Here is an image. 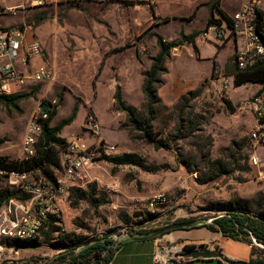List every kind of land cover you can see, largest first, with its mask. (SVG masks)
Listing matches in <instances>:
<instances>
[{
	"label": "rangeland",
	"instance_id": "obj_1",
	"mask_svg": "<svg viewBox=\"0 0 264 264\" xmlns=\"http://www.w3.org/2000/svg\"><path fill=\"white\" fill-rule=\"evenodd\" d=\"M55 1L50 0L43 9L26 12L29 17L25 26L31 24L35 28L40 19L48 18V25L54 28L48 41L55 53L51 65L56 67L50 81L31 84L28 92L19 93L27 97L17 105L0 103V168L6 171L22 170V161H27L22 157L21 144L32 112L39 103L51 105L55 113L52 126L74 116L60 137L67 141L72 135H79L86 137L89 144L94 142V137L86 134L83 126L87 115L98 118L96 108L101 77L95 69L90 72L77 69L75 47L85 35L81 30H62L65 1ZM71 1V7L83 9L79 0ZM209 1L93 0L88 4L99 10L92 25L93 35L101 41L109 38L115 49L126 45V52L115 53L113 70L103 80L107 99L103 112L109 126L113 124L111 136L124 132L127 139L121 144L104 139L102 133L101 137L106 143L117 145L122 155H138L144 168L116 166L105 157L97 158L86 182L88 196L80 197L73 190L70 206L65 207L66 234H58L51 221L29 245L21 243L18 246L2 239L0 243L5 250L2 254L0 251V264L5 261L13 262L10 264L46 263L52 261L58 251L76 249L89 241L112 240L122 233L156 231L180 220L211 223L214 217L228 209L264 216V180L255 177L248 163L253 150L254 120L248 113L239 111L243 101L257 94L252 84L236 88L219 82L218 78L227 77L224 70L217 69L212 80L203 83L204 87L201 85L190 91L192 94H185L180 109L175 107L181 98L171 107L154 105L153 129L159 141H173L171 150H157L146 143L143 133L134 131L127 115L116 107L114 95L116 87L120 86L124 101L136 109L137 119L147 118L143 73L151 68L152 59L159 53L155 35L171 42L180 39L181 31L196 32L199 20L191 16L198 4ZM249 1L211 2L234 15ZM205 6H201L197 17L207 12L210 18L209 8ZM206 27L207 23L202 24V34ZM66 43L69 44L68 52L64 49ZM230 43L226 41L222 47ZM233 56L234 53L231 58ZM43 58H49L45 49ZM227 101L232 103L231 107ZM218 161L226 165V172L201 184L200 180L213 175L212 163ZM155 168L158 170H151ZM32 176L43 178L38 171ZM157 194L164 195L165 201L150 208V200ZM0 195L21 201L28 198L12 189L6 177H0ZM242 243L255 252L254 259L264 258L261 248Z\"/></svg>",
	"mask_w": 264,
	"mask_h": 264
},
{
	"label": "built area",
	"instance_id": "obj_2",
	"mask_svg": "<svg viewBox=\"0 0 264 264\" xmlns=\"http://www.w3.org/2000/svg\"><path fill=\"white\" fill-rule=\"evenodd\" d=\"M44 3L46 0H38ZM2 8L0 6V14ZM260 14H263L260 17ZM264 0H250L230 17V24L224 22L221 27L213 26L202 34L207 38L214 30L219 46L226 41L231 42L234 49V62L240 69H248L256 64H264ZM25 29L33 27L3 28L0 26V95L11 94V85L18 88L28 83H43L52 78L51 71L46 66H40L35 71H19L18 66L27 67L36 58L44 57V49L39 41L27 43ZM232 77L223 81L228 85ZM240 111L254 116L263 124L264 121V88L256 95L242 102ZM52 112L51 105L39 103L34 108L21 144V154L25 160L33 159L37 155V146L42 137L43 125ZM83 130L94 137L89 144L84 136H75L66 143L65 149L60 153L61 171L54 183L42 177L34 178L32 173L20 171H6L0 168V177H6L9 186L28 198L25 201L10 199L0 208V241L2 239L14 243L34 241L41 231L51 221L59 227L62 234L64 228L65 207L70 206V193L80 188L90 178L96 159L100 157L112 158L118 150L116 145L106 143L102 137V127L99 119L89 114L86 117ZM253 150L249 155L248 163L255 172V177L264 179V126H258L251 134ZM165 201L164 195L157 194L150 200L149 207ZM137 232V231H136ZM122 233L113 238L112 250H117L118 242L126 236L149 232ZM14 245V244H13ZM193 245L184 241H171L158 244L153 256L154 264H191L193 260L189 248ZM116 249V250H115ZM4 248L0 243L1 254ZM66 250L58 251L52 259L54 262L65 255ZM0 254V255H1ZM47 263V262H46ZM45 264V263H41Z\"/></svg>",
	"mask_w": 264,
	"mask_h": 264
},
{
	"label": "crops",
	"instance_id": "obj_3",
	"mask_svg": "<svg viewBox=\"0 0 264 264\" xmlns=\"http://www.w3.org/2000/svg\"><path fill=\"white\" fill-rule=\"evenodd\" d=\"M64 1L65 2L63 6H65L66 8V16L64 18L62 30H81L85 35L84 38H81V40H79L75 47L74 60H76L77 62V69L81 70L82 72L86 69H88L89 72L90 70L95 69L97 74L101 77L102 82L99 83L101 87H99L98 91V106L96 109L97 116L99 118V121L101 122L102 135L104 139L109 140L110 142L124 144L125 140L127 139L126 133H117L113 136H111L110 134V129L113 127V124L109 126L103 112L107 101V99L105 98V91L103 89V80L109 77L110 72L113 70L112 63L114 62L115 53H119V51L121 50L123 51V53L126 52V45L120 47L119 49H115V44L111 42L109 38L101 41L98 37L93 35L92 25L95 17L99 14V10L96 9V7L88 5L91 4L93 0H79L81 6H83V9H80L78 7H71V3L73 2L71 0ZM48 2H50V0H46L42 4L39 3L38 0H0V6L2 8V12L0 14V26L3 28L26 27V18L29 17V15H27L26 13L27 10L34 11L43 9ZM54 2L56 1L54 0ZM209 2L201 3L196 6V9L199 6L200 7L198 8L196 17L194 18V20H196L197 18V20H199L197 31L194 32L199 34V36L195 39V43H188L173 49L168 60L165 63V68L167 71L160 75V84L156 88V93L158 98L160 99V104L164 106H173L186 93L193 91L199 86L203 85L205 81H211L213 78L212 73L214 65H217V69L224 70L225 66L230 61L229 58H231L234 53L235 47L234 45H232V43L228 44L226 47L219 46L214 30L210 31L207 38H204L202 36V33L200 32L202 24L205 25L209 18L207 12H203V15H201V17H197V14L200 8L204 7ZM223 11L229 17L232 16L230 12L224 9ZM210 15L211 14L209 9V16ZM214 17L215 19L221 20L223 22V18L218 12L215 13ZM47 19H40L37 22L36 27L32 30L25 29V40L27 43H31L35 40L39 41L43 49L46 50L49 58L47 60H44L43 57L36 58L32 60L27 67L19 65L18 69L21 72H24L26 70L35 71L40 66H46L51 71L53 78L55 74L53 69L54 67H56V65H51V58L55 56V53L52 43L48 41V36L54 31V28H51L48 25ZM56 31L59 33L58 28H56ZM181 32H184L186 35L191 34L186 33V31ZM68 46V43L64 45V49L67 52L69 51ZM218 81L222 82L223 77L218 78ZM31 84L40 83L30 82L22 88L11 85V94L28 92L29 86ZM229 84L236 87L234 85V79H230ZM252 86L256 88L255 92L260 91L262 88V86L257 84H252ZM242 87L243 86L236 88ZM249 115L254 120V126L252 130H254L258 126H264V121L263 124H259L254 116H252L251 114ZM75 136L76 135H72L71 138H69L67 141L65 140L66 143ZM117 150V156L114 157L122 156L121 150L118 146ZM73 190L85 191L86 184L82 185L80 188ZM169 240L184 241L193 245L195 252H209L216 255L213 258L193 257L191 264H227L217 255H223L230 261L242 262L244 264H250V260L252 258V251L250 246L242 242L234 241L232 239L224 237L219 233L211 232L206 227H198L191 229L174 230L156 239L125 242L121 244L119 248L114 252L110 264H154L153 256L157 245L161 243H167Z\"/></svg>",
	"mask_w": 264,
	"mask_h": 264
},
{
	"label": "trees",
	"instance_id": "obj_4",
	"mask_svg": "<svg viewBox=\"0 0 264 264\" xmlns=\"http://www.w3.org/2000/svg\"><path fill=\"white\" fill-rule=\"evenodd\" d=\"M212 1V0H211ZM206 4L210 9V18L207 22L206 30L213 26L221 27L224 22L230 24V17L220 8L212 2ZM200 7V6H199ZM193 12L191 18L196 17V12L198 8ZM218 12L222 18L221 20L215 19L214 15ZM263 14H260L262 17ZM153 17H155L153 13ZM169 19L165 20V23ZM264 25L260 26L259 29H262ZM23 28V27H21ZM199 36L198 33H191L186 35L184 32L180 33V39L177 41L166 42L161 35H155L157 38V46L159 48V53L156 57L152 59L153 63L151 68L143 73L145 78L143 85V93L147 100V118L143 121H140L136 117V109L128 106L123 99L121 88L118 86L114 95L116 102V107L119 111L125 113L128 118V123L134 129V131L143 133L146 143L153 145L155 149L160 150H171L172 142L170 141H159L158 136L153 129V120H154V105L160 104V99L157 96L156 88L160 84V75L165 73L167 70L165 68V63L168 60L170 53L173 49L183 46L185 44H194L195 39ZM235 58L233 57L224 68V76L232 77L234 79V85L236 87H241L246 84H257L264 88V64L259 63L255 66L248 69H240L234 62ZM217 70V65H214L212 76H215ZM204 87V84L202 85ZM189 95L192 92L188 93ZM27 95L14 94V95H0V103H3L7 106H15L18 102L26 98ZM185 95L181 97L179 103L176 105L175 109L178 110L181 107L182 102L185 99ZM228 106H232L230 101L226 102ZM52 113L50 114L49 119L43 125L42 137L37 146V155L30 160L22 161V170L20 172H29L34 173L38 171L41 173L44 179L50 183L56 181V176L61 171L60 163V153L66 147V141L60 134L62 130L70 125L74 120V116L70 119L63 120L58 125L52 126ZM180 135V134H179ZM179 135H176V138H179ZM175 139V138H174ZM108 162L116 166H136L144 168V163L141 158L136 154H125L119 157L105 158ZM212 168L214 170L213 175L209 178L200 180L201 184L215 180L218 176L226 172V165L221 161L213 162ZM152 171H157L158 169H151ZM216 171V172H215ZM76 194L81 196H88L85 191L76 190ZM72 194V193H71ZM6 196L0 195V205L10 200L6 199ZM71 198V196H70ZM92 199V197H91ZM184 222H195L192 220H183ZM53 225L58 231V234H62L58 226L55 225V221H52ZM200 227H206L208 230L214 233H219L224 237L232 239L234 241L246 242L250 245L258 246L261 248V253L264 254V216L259 215L258 213H249L243 210H233L228 209L226 213L218 215L213 218L211 223L204 224ZM198 228V227H194ZM154 231H149L151 233ZM146 233V234H147ZM145 234V233H144ZM29 245L33 241L19 242L15 243L16 245ZM63 246V245H62ZM85 246L81 252L73 256L70 261L61 264H110L114 250H112V241L110 239H98L85 243ZM194 247H190L191 251ZM73 250V249H71ZM70 249L66 251L65 255L61 256L59 260H63L69 255ZM116 250V249H115ZM255 252L251 253L250 264H263L264 258L254 259Z\"/></svg>",
	"mask_w": 264,
	"mask_h": 264
},
{
	"label": "water",
	"instance_id": "obj_5",
	"mask_svg": "<svg viewBox=\"0 0 264 264\" xmlns=\"http://www.w3.org/2000/svg\"><path fill=\"white\" fill-rule=\"evenodd\" d=\"M175 222V221H174ZM173 222V223H174ZM170 224V225H167L161 229H158L154 232H151V233H145V234H138V235H129V236H126L124 237L123 239H121L118 244H117V248H119V246L125 242H128V241H138V240H151V239H156V238H159L171 231H174V230H178V229H191V228H194V227H200L204 224H207L206 221H202V222H185V223H175V224ZM85 246H82V247H79V248H76V249H73L69 252V255L67 257H65L63 260H60L58 262H54V261H50V262H47L45 264H61V263H65L67 261H70L71 258L73 256H76L78 255L81 250L84 248ZM192 256L194 258H213L215 257L216 255H214V253H209V252H195L194 254H192ZM219 258H221L225 263L227 264H244L242 262H235V261H230L228 260L227 258H225L223 255H217ZM24 262V261H23ZM23 262H20V263H23ZM10 263H13L11 261H5L3 262L2 264H10Z\"/></svg>",
	"mask_w": 264,
	"mask_h": 264
},
{
	"label": "flooded vegetation",
	"instance_id": "obj_6",
	"mask_svg": "<svg viewBox=\"0 0 264 264\" xmlns=\"http://www.w3.org/2000/svg\"><path fill=\"white\" fill-rule=\"evenodd\" d=\"M175 223H185V222L183 220H180V221L174 222L173 224H175Z\"/></svg>",
	"mask_w": 264,
	"mask_h": 264
}]
</instances>
